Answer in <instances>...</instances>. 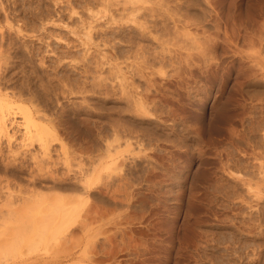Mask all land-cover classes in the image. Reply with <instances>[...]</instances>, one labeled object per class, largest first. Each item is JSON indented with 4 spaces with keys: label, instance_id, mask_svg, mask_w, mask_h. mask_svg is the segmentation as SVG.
Returning <instances> with one entry per match:
<instances>
[{
    "label": "rangeland",
    "instance_id": "obj_1",
    "mask_svg": "<svg viewBox=\"0 0 264 264\" xmlns=\"http://www.w3.org/2000/svg\"><path fill=\"white\" fill-rule=\"evenodd\" d=\"M123 1L0 0V264H264V0Z\"/></svg>",
    "mask_w": 264,
    "mask_h": 264
},
{
    "label": "bare ground",
    "instance_id": "obj_2",
    "mask_svg": "<svg viewBox=\"0 0 264 264\" xmlns=\"http://www.w3.org/2000/svg\"><path fill=\"white\" fill-rule=\"evenodd\" d=\"M42 1V0H41ZM58 1V0H57ZM125 1V0H124ZM123 1V2H124ZM128 1V0H127ZM100 2V1H99ZM53 3V2H52ZM54 3H56V2H54ZM81 3V2H80ZM126 3H128V2H126ZM11 4V3H10ZM42 4V3H41ZM121 4H123V3H121ZM2 5V4H1ZM44 6V5H43ZM83 6H85V5H83ZM125 6V5H124ZM87 7H88V5H87ZM86 7V8H87ZM123 7V6H122ZM153 7V6H152ZM3 8V7H2ZM91 8V7H90ZM54 9V8H53ZM124 9V8H123ZM1 10V9H0ZM4 10V9H3ZM92 10V9H91ZM72 12H74L75 13V11H72ZM87 12H88V10H87ZM7 13V12H6ZM91 13V12H90ZM93 14H94V11L92 12ZM77 14V13H76ZM92 14V15H93ZM126 14V13H125ZM130 14V13H129ZM78 15V14H77ZM122 15V14H121ZM8 16V15H7ZM11 16V15H10ZM96 16V15H95ZM61 17V16H60ZM93 17V16H92ZM91 17V18H92ZM36 18H37V16H36ZM130 18V17H129ZM2 19V18H1ZM80 19V18H79ZM97 19V18H96ZM5 20V19H4ZM91 20V19H90ZM93 20H95V19H93ZM125 20V19H124ZM129 20V19H128ZM128 20H126V21H128ZM80 21V20H79ZM84 21V20H83ZM87 21V20H86ZM5 22H6V20H5ZM16 22V21H15ZM113 22V21H112ZM130 22H133V21H131L130 20ZM135 22V21H134ZM76 23V22H75ZM124 23H126L127 24V22H124ZM137 23V22H136ZM157 23V22H156ZM8 24H10V21H9V23H6V25H8ZM93 24V23H92ZM122 24H123V22H122ZM131 24H135V23H131ZM169 24V23H168ZM18 25V24H17ZM91 25V24H90ZM90 25H89V27L86 29V34H85V32H84V34H85V36H86V38L87 39H91V31L93 30V28H95V27H90ZM96 25V24H95ZM31 26V25H30ZM102 26V25H101ZM141 26V25H140ZM143 27H144V25H142ZM9 27H10V25H9ZM20 27V26H19ZM41 27V26H40ZM97 27H98V25H97ZM104 27V26H103ZM143 27H141L142 28V30H143ZM147 27V26H146ZM149 27V26H148ZM81 28H82V26H81ZM100 28V27H99ZM145 28V27H144ZM1 29V28H0ZM21 29V28H20ZM92 29V30H91ZM98 29V28H97ZM101 30L103 29V28H100ZM104 29H106V27L104 28ZM119 29V28H118ZM148 29V28H147ZM150 29V28H149ZM174 29V28H173ZM99 30V29H98ZM109 30V29H108ZM141 30V31H142ZM78 31V30H77ZM94 31V30H93ZM104 31V30H103ZM130 31V30H129ZM17 32H19L20 33V30H17ZM73 32V31H72ZM145 32H147L148 33V31H145ZM25 33V32H24ZM96 33V32H95ZM102 33V32H101ZM109 33V32H108ZM143 33V32H142ZM155 33V32H154ZM22 34V33H21ZM69 34V33H68ZM105 34H106V31H105V33H104V36H105ZM118 34V33H117ZM177 34V33H176ZM2 35H3V33H2ZM26 35H27V33H26ZM94 35H97V34H94ZM98 35H100V33L98 34ZM103 35V34H102ZM101 35V36H102ZM107 35V34H106ZM110 35V34H109ZM123 35V34H122ZM121 35V36H122ZM144 35V34H143ZM175 35V34H174ZM25 36V35H24ZM23 36V37H24ZM116 36V35H115ZM141 36H142V34H141ZM146 36V35H145ZM148 36V35H147ZM27 37V36H26ZM1 38V42H0V46H2L3 45V37H0ZM96 38V37H95ZM99 38V37H98ZM157 38V37H156ZM155 38V39H156ZM100 39V38H99ZM108 39V38H107ZM145 39V38H144ZM158 39V38H157ZM23 40V39H22ZM109 40V39H108ZM108 40H106V39H104V43H105V41H108ZM111 40V39H110ZM153 40H154V38H153ZM173 40V39H172ZM91 41V40H90ZM103 41V40H102ZM48 42V41H47ZM96 42H98V41H96ZM128 42V41H127ZM70 43V42H69ZM106 43H108V42H106ZM25 44V43H24ZM113 44V43H112ZM6 45H7V43H6ZM9 45V44H8ZM8 45H7V47H8ZM96 46V45H95ZM102 46V45H101ZM113 46H114V44H113ZM112 45H111V47H113ZM83 47H85V46H83ZM1 48V47H0ZM22 48V47H21ZM25 48V47H24ZM96 48V47H95ZM2 49V48H1ZM1 49H0V51H1ZM27 49V48H26ZM74 49V48H73ZM90 49V48H89ZM8 50V49H7ZM10 50V49H9ZM25 51V50H24ZM87 51V50H86ZM102 51V50H101ZM68 52V51H67ZM88 52V51H87ZM113 52V51H112ZM47 53V52H46ZM55 53V52H54ZM86 53V52H85ZM101 53H103V52H101ZM114 53V52H113ZM67 54V53H66ZM87 54V53H86ZM92 54V53H91ZM98 54V53H97ZM29 55V54H28ZM52 55H53V53H52ZM94 55V54H93ZM118 55V54H117ZM121 55H122V53H121ZM112 56H113V54H112ZM138 56V55H137ZM93 57H95V55L93 56ZM93 57H92V59H93ZM101 57V56H100ZM83 58H85V57H83ZM91 59V60H92ZM99 59V58H98ZM103 59V58H102ZM101 59V60H102ZM113 59H114V56H113ZM116 59H117V57H116ZM140 59V58H139ZM142 59V58H141ZM65 60V59H64ZM74 60V59H73ZM90 60V59H89ZM100 60V61H101ZM127 60V59H126ZM167 60V59H166ZM170 60V59H169ZM99 61V60H98ZM97 61V62H98ZM108 61V60H107ZM114 61V60H113ZM158 61V60H157ZM96 62V61H95ZM126 62V61H125ZM73 63V62H72ZM77 63V62H76ZM82 63H84V62H82ZM66 64V63H65ZM74 64V63H73ZM86 64V63H85ZM100 64V63H99ZM117 64V63H116ZM44 65V64H43ZM101 65V64H100ZM108 65H109V63H108ZM118 66V65H117ZM87 67V66H86ZM102 68V67H101ZM47 69V68H46ZM120 69V68H119ZM91 70V69H90ZM92 71V70H91ZM90 71V72H91ZM100 71V70H99ZM30 72V71H29ZM118 72V71H117ZM89 73V72H88ZM96 74H98V73H96ZM100 75V74H99ZM102 75H103V73H102ZM1 76V75H0ZM107 76V75H106ZM134 76V75H133ZM123 77V76H122ZM115 78V77H114ZM150 78V77H149ZM108 79V78H107ZM13 80V79H12ZM104 80V79H103ZM105 82V81H104ZM118 82V81H117ZM127 82V81H126ZM118 84V83H117ZM107 85V84H106ZM109 85V84H108ZM2 86V85H1ZM8 86V85H7ZM129 86V85H128ZM151 86V85H150ZM120 87V86H119ZM4 88V87H3ZM18 89V88H17ZM81 89V88H80ZM5 90V89H4ZM3 90V91H4ZM123 90V89H122ZM136 90V89H135ZM11 91H13V90H11ZM49 91V90H48ZM128 91V90H127ZM5 92V91H4ZM2 93V92H0V105H1V107L3 106V105H7L6 104V100H5V98L7 99L8 98V93ZM7 92V91H6ZM122 92V91H121ZM124 92V91H123ZM139 93V92H138ZM11 95H12V93H10ZM9 94V95H10ZM11 95H10V97H11ZM78 95V94H77ZM82 95V94H81ZM14 96H16V95H14ZM18 97H20L19 95H17ZM56 96V95H55ZM54 96V97H55ZM126 96V95H125ZM128 96V95H127ZM25 97V96H24ZM130 97V96H129ZM137 97H138V95H137ZM48 98V97H47ZM81 98V97H80ZM19 99H21V98H19ZM22 99H24L23 98V96H22ZM25 99H27V97L25 98ZM108 99V98H107ZM139 99V98H138ZM26 101H29V100H26ZM35 101H36V99H35ZM61 101V100H60ZM77 101V100H76ZM4 102H5V104H4ZM7 102H8V100H7ZM136 102H137V100H136ZM8 104H10V102H8ZM36 104V103H35ZM141 104V103H140ZM139 104V105H140ZM13 104L11 103L10 105H8V107L9 108H5V109H7V110H9V111H5V110H3V112L2 111H0L1 112V115H0V130H1V132L2 131H4L5 129H7V128H5L4 126V123H5V121H8L7 119L9 118H6L5 116H7V115H11V116H13L14 114L16 115V113H18L19 115H21V117H20V121H21V123H20V121H19V123L21 124V126H23V128H21L23 131V140H36L37 141V143H39V148H41L42 149V153H40V154H43V155H41V156H43L44 158H46L47 157V150H49L48 149V142H51L50 140H51V137L52 138H54L55 140H56V138L52 135L51 137H49L50 136V133H49V129H47V127H45V125H43V126H40L39 124H40V122H38V124H37V121L35 122V118H34V116H36V118H40L39 116H37L38 115V113H39V111H38V113H36L37 115H35V111L33 112V114H34V116H33V114H32V112L30 111V109L29 108H26V107H22V106H14V108L12 107V109H14V110H12L11 109V106H12ZM37 106V105H36ZM4 107V106H3ZM6 107V106H5ZM35 107V106H34ZM79 108V107H78ZM88 108V107H87ZM141 108V107H140ZM1 110H2V108H0ZM14 111V112H12V111ZM16 110V111H15ZM35 110H37V109H35ZM78 110H80V109H78ZM11 111V112H10ZM143 111V110H142ZM141 114V113H140ZM14 115V116H15ZM10 116V117H11ZM135 116V115H134ZM110 117V116H109ZM10 119V118H9ZM11 119L12 120H10V121H12L13 123H14V118L13 117H11ZM14 119V120H13ZM48 120V119H47ZM16 121V120H15ZM17 123V122H16ZM18 124V123H17ZM17 124H16V126H17ZM19 124V125H20ZM12 125V124H11ZM109 125V124H108ZM6 127H8V126H6ZM18 127V126H17ZM11 129V128H10ZM112 129V128H111ZM15 130V129H14ZM133 130V129H132ZM5 131H7V130H5ZM20 131V130H19ZM12 132H13V130H12ZM51 132V131H50ZM10 134V133H9ZM18 134H19V132H18ZM48 134H49V136H48ZM52 134V133H51ZM64 134V133H63ZM116 135V134H115ZM7 137L8 138H10V137H12V135L11 136H9V135H7ZM47 137L48 138H50V140H48V142H47ZM61 138V137H60ZM128 139V138H127ZM21 141V140H20ZM30 141V142H31ZM10 142V141H9ZM16 142V141H15ZM117 142V141H116ZM120 142H122V141H120ZM136 143V142H135ZM13 144V143H12ZM23 145V144H22ZM26 145H27V143H26ZM96 146V145H95ZM115 146V145H114ZM13 147V146H12ZM15 147V146H14ZM61 147V146H60ZM111 147V146H110ZM18 148V147H17ZM21 148V147H20ZM23 148V147H22ZM26 148V147H25ZM62 148V147H61ZM63 149V148H62ZM19 151H20V149H18ZM10 151V150H9ZM14 151H16V149H14ZM25 151V150H24ZM61 151V150H60ZM11 152H12V150H11ZM18 152V151H17ZM62 152V151H61ZM20 153V152H19ZM18 153V154H19ZM15 154H17V153H15ZM15 154H13V155H15ZM35 154V153H34ZM34 154H33V156H34ZM39 154V152H37V155ZM39 154V155H40ZM11 155V154H10ZM40 156V158H42ZM46 156V157H45ZM89 156V155H88ZM59 157V156H58ZM103 157V156H102ZM101 157V158H102ZM15 158V157H14ZM38 158V157H37ZM50 158V157H49ZM101 158H98V159H101ZM96 159V158H95ZM31 160V159H30ZM34 160V159H33ZM35 160H38V159H35ZM34 160V161H35ZM42 160V159H41ZM48 160V159H47ZM43 161V160H42ZM99 161V160H98ZM16 162V161H15ZM38 161H36L35 163H36V170L37 171H41V170H43L47 165L46 164H43L44 162H46V161H44V162H38ZM48 162V161H47ZM52 162V161H51ZM96 162V161H95ZM12 163V162H11ZM29 163V162H28ZM34 164V163H33ZM43 164V165H42ZM48 164V163H47ZM50 164V163H49ZM48 164V165H49ZM94 164V163H93ZM113 164V163H112ZM35 165V164H34ZM46 165V166H45ZM67 165V164H66ZM91 165V164H90ZM17 166V165H16ZM54 166V165H53ZM52 166V167H53ZM35 167V166H34ZM106 168V167H105ZM114 169H115V167H114ZM119 169V168H118ZM33 170V169H32ZM35 170V171H36ZM83 170V169H82ZM109 170H110V168H109ZM4 171V170H3ZM29 171V170H28ZM34 171V172H35ZM36 171V172H37ZM50 171V170H49ZM115 171V170H114ZM120 171V170H119ZM45 172V171H44ZM43 172V173H44ZM42 173V174H43ZM51 173H53V172H51ZM40 174V173H39ZM38 174V175H39ZM41 174V176H43ZM50 174V173H49ZM73 174V173H72ZM83 174V173H82ZM112 174V173H111ZM28 175H30V173L28 174ZM33 175V174H32ZM78 175V174H77ZM34 176V175H33ZM40 176V175H39ZM41 176H40V178H41ZM45 176V175H44ZM44 176H43V178H44ZM31 177V176H30ZM29 177V178H30ZM36 177V176H35ZM34 177V178H35ZM37 178V177H36ZM35 178V179H36ZM39 178V177H38ZM38 178H37V181H38ZM42 178V179H43ZM68 178V177H67ZM88 177H86V175L85 176H82L81 178H80V181H82V186H80L81 187V192L83 193V194H85V195H89V192H90V183H88V181H90V180H88L87 179ZM34 179V180H35ZM57 179V178H56ZM73 180V179H72ZM30 181V180H29ZM43 181V180H42ZM62 181V180H61ZM78 181V180H77ZM33 182V181H32ZM60 183V182H59ZM72 183V182H71ZM79 185H80V182L78 181L77 182ZM20 184V183H19ZM27 184V183H26ZM41 184H42V182H41ZM56 184V183H55ZM73 184V183H72ZM76 184V183H75ZM77 185V184H76ZM75 185V186H76ZM78 185V186H79ZM34 186V185H33ZM36 186V185H35ZM39 186V185H38ZM54 186H57V185H54ZM60 186V185H59ZM73 186V185H72ZM71 187V186H70ZM48 188H51L50 186L48 187ZM59 188V187H58ZM69 188V187H68ZM35 189H37V188H35ZM61 189V188H60ZM77 190V189H76ZM80 190V189H79ZM28 191V190H27ZM47 191V190H46ZM49 191V190H48ZM52 191V190H51ZM65 191V190H64ZM67 191V190H66ZM70 191H72V190H70ZM78 191V190H77ZM76 191V192H77ZM41 192V191H40ZM75 191H74V193H76ZM31 193V192H30ZM51 193V192H50ZM58 193V192H57ZM69 193V192H68ZM19 194V193H18ZM22 194V193H21ZM33 194V193H32ZM31 194V195H32ZM44 194V193H43ZM59 194V193H58ZM72 194V193H71ZM80 194V193H79ZM11 195V194H10ZM36 195V193H34V196ZM40 195V194H39ZM74 195H76V194H74ZM33 196V195H32ZM43 195H41V196H39V198L40 197H42ZM70 196H72V195H70ZM35 197H37V196H35ZM62 197V196H61ZM86 197V196H85ZM17 198V197H16ZM51 198V197H50ZM66 198V197H65ZM31 199V198H30ZM35 199V198H34ZM67 199V198H66ZM72 199H73V197H72ZM77 198H75V199H73L71 202L73 203L75 200H76ZM64 202V201H63ZM62 202V203H63ZM9 203V202H8ZM61 203V204H62ZM66 203V202H65ZM68 203V202H67ZM66 203V204H67ZM70 203V202H69ZM69 203L67 204V205H69ZM60 205V204H59ZM77 204H71V205H69V206H67V207H64V206H66V205H64V203H63V206H61V208H56V210L54 209V206H53V209L55 210V212L52 210V212L54 213V214H57V215H60V216H58V217H60V220H58V221H55L56 223H58V224H56V223H51L52 224V226L51 225H49L48 227H47V229L49 228V227H52L51 229H49V230H47V231H49L51 234L52 233H61V232H63L64 230H66V223L67 224H69V222L68 221H70V219H75V217H77V216H75V213H76V210H79V209H77L78 207L76 206ZM71 206V207H70ZM56 207H58V206H56ZM31 209V208H30ZM22 210V209H21ZM35 210V209H34ZM27 211V210H26ZM56 211H58L57 213H56ZM18 212V211H17ZM24 212L25 211H22V213L24 214ZM45 213V212H44ZM51 215H52V213H50ZM93 214V213H92ZM11 215V214H10ZM15 215H16V213H15ZM27 215H29V213H27ZM35 215V214H34ZM48 215V214H47ZM75 217H74V216ZM12 216H13V214H12ZM29 216H31V215H29ZM50 216V215H49ZM18 217V216H17ZM28 217V216H27ZM33 217V216H32ZM46 217V216H45ZM72 217V218H71ZM74 217V218H73ZM57 218V217H56ZM13 219V218H12ZM32 219L33 218H31V221H32ZM36 220H37V218H35ZM35 219H34V222H35ZM49 219V218H48ZM59 219V218H58ZM15 220H17V219H15ZM39 220V219H38ZM44 220H46V218L44 219ZM56 220V219H55ZM72 220H71V222H72ZM13 222H14V220H13ZM48 222V221H47ZM50 222H51V219H50ZM73 222H74V220H73ZM15 223V222H14ZM38 223V222H37ZM16 224V223H15ZM39 224V223H38ZM57 225V226H56ZM16 227H17V225H15ZM19 226V225H18ZM24 226V225H23ZM25 227V226H24ZM68 227H70V226H68ZM67 227V228H68ZM18 228V227H17ZM19 230V229H18ZM27 230V229H26ZM67 231V230H66ZM16 232H17V230H16ZM24 232H25V230H24ZM48 232V233H49ZM28 233H29V231H28ZM47 233V232H46ZM47 233V234H48ZM49 233V234H50ZM52 235V236H55V235ZM63 234H65V233H63ZM49 236V235H48ZM51 236V235H50ZM20 241V240H19ZM252 255V254H251ZM250 257V256H249ZM238 264V263H237Z\"/></svg>",
    "mask_w": 264,
    "mask_h": 264
}]
</instances>
